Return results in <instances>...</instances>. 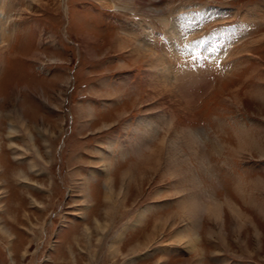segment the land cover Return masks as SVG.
<instances>
[{"label": "rangeland", "instance_id": "374dc122", "mask_svg": "<svg viewBox=\"0 0 264 264\" xmlns=\"http://www.w3.org/2000/svg\"><path fill=\"white\" fill-rule=\"evenodd\" d=\"M3 5L0 264H264V0Z\"/></svg>", "mask_w": 264, "mask_h": 264}, {"label": "bare ground", "instance_id": "6f19581e", "mask_svg": "<svg viewBox=\"0 0 264 264\" xmlns=\"http://www.w3.org/2000/svg\"><path fill=\"white\" fill-rule=\"evenodd\" d=\"M4 4V0H0V11L2 10V8H3V5ZM2 20H3V18H2ZM1 22V21H0ZM179 27V26H178ZM180 29H182V27L180 28ZM176 30V29H175ZM175 32V31H174ZM180 32V31H179ZM181 32H182V30H181ZM3 34V33H2ZM179 35V34H178ZM183 36V35H182ZM2 37V36H1ZM174 39V38H173ZM177 41V38L174 40V42H176ZM140 45V44H139ZM172 47V46H171ZM175 47V46H174ZM139 48H141V47H139ZM176 48V47H175ZM138 49V48H137ZM142 49V48H141ZM189 51V50H188ZM172 53V52H171ZM173 53H175V52H173ZM178 54V53H177Z\"/></svg>", "mask_w": 264, "mask_h": 264}]
</instances>
